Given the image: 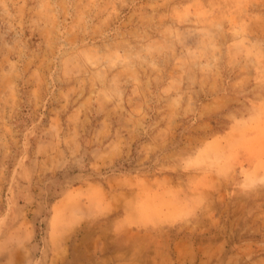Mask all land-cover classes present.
Returning <instances> with one entry per match:
<instances>
[{
	"label": "rangeland",
	"instance_id": "rangeland-1",
	"mask_svg": "<svg viewBox=\"0 0 264 264\" xmlns=\"http://www.w3.org/2000/svg\"><path fill=\"white\" fill-rule=\"evenodd\" d=\"M0 264H264V0H0Z\"/></svg>",
	"mask_w": 264,
	"mask_h": 264
}]
</instances>
